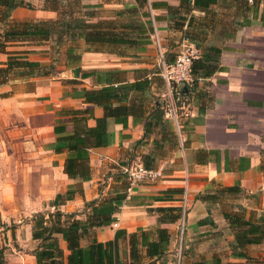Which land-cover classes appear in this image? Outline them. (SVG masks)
I'll list each match as a JSON object with an SVG mask.
<instances>
[{
  "label": "crops",
  "instance_id": "1",
  "mask_svg": "<svg viewBox=\"0 0 264 264\" xmlns=\"http://www.w3.org/2000/svg\"><path fill=\"white\" fill-rule=\"evenodd\" d=\"M23 1L33 8L15 7L7 22L55 20L58 16V11L47 7L44 0ZM80 2L86 6L84 9L110 10L109 16L99 20L114 19L115 10L135 5V0ZM162 2L167 6L144 8L149 16L140 20L150 21L152 31L144 50L129 56L88 49L80 42L82 50L75 49L80 60L70 62L66 51L71 44L52 42L54 37L16 38L6 41L0 49V68L6 67L9 56L16 54L19 59L39 62L46 69L28 73L24 67H15L0 83V224L4 225L0 226V264H36L33 249L37 241L32 237L31 218L42 210L44 202L75 184L74 197L59 209L81 220L93 219L92 206L124 192L119 169L130 162L142 164L144 159L162 168L161 178L139 183L122 201L113 202L110 223L94 226L90 238L106 242L117 237L118 256L125 263L130 261L135 243V264H177L181 217L173 222L159 221L156 208L180 207L181 192L165 191L183 188L187 174L188 209L179 264H264V240L247 244L245 256H239V249L233 246L236 228L223 215L239 213L259 222L264 214V5L217 0L205 13L181 0ZM88 14L89 21H96L93 12ZM175 14L186 18L182 27L174 24ZM190 16L194 19L188 24ZM7 27L0 21V34ZM184 31L197 34L199 54L210 45L219 47L221 53L218 69L209 78L200 79L198 87L186 98L184 109L179 108L183 109L185 139L181 148L177 137L171 142L169 134L164 135L165 126L146 118L153 105L166 109L170 100L166 101L165 96L171 93V86L159 71L150 69L154 64L143 57L134 58L153 47L152 36L157 32L164 50H168V58L173 59L172 50L165 43L172 40L181 46L186 42L181 38ZM211 37L217 41L211 42ZM59 55L61 61L53 69ZM114 68L125 71L122 80H149L142 115L129 116L125 126L107 118L111 141L89 150V179L70 178L64 172L68 153H57L52 148L60 134L54 128L62 129L65 124L62 134L71 133L76 118L72 110L76 109H87L86 125L95 126V118L103 115V109L86 102L82 91L105 84L103 76L94 72ZM200 92L207 94L202 96ZM166 117L174 126L172 117ZM144 127L149 128L147 134ZM233 185L240 191L217 202L197 197ZM160 229L165 230L168 244L160 255H148L145 244L158 240ZM58 240L66 255L65 241L60 235Z\"/></svg>",
  "mask_w": 264,
  "mask_h": 264
},
{
  "label": "trees",
  "instance_id": "2",
  "mask_svg": "<svg viewBox=\"0 0 264 264\" xmlns=\"http://www.w3.org/2000/svg\"><path fill=\"white\" fill-rule=\"evenodd\" d=\"M77 0H44L47 7H51L58 11L55 20H37L23 22H7L10 12L17 6L33 8V5L23 0H0V21L8 26L0 34V49L5 47V42L16 38H35L40 40H48L52 37L64 41L71 45L66 51V60L70 62H78L80 53L75 49L76 42L81 40L88 49L93 50H109L122 56H129L131 53L143 51V45L148 43V34L152 31L151 22L142 21L141 17L149 16V12L144 10L145 7L167 6L163 0H135V5L126 6L122 9L115 10L114 19H104L97 21H89L88 13H82L81 10L75 11L71 8L73 2ZM185 5H193L202 9L205 13H209V8L217 0H181ZM245 2V0H242ZM246 3V2H245ZM81 7H86L81 5ZM185 17L178 14L174 15V24L182 27ZM194 16H190L188 24L191 23ZM197 34L195 32H183L182 39H187L194 43L199 51L197 42ZM60 41V40H59ZM221 49L216 46H207L202 50L198 57L192 60L193 83L187 88L184 95L174 89L175 105L178 113L179 108L186 98L189 97L191 91H195L198 87L200 79L209 78L217 69ZM172 60V59H168ZM15 67H24L28 69V73L45 72V68L35 61L19 59L16 54L9 56L6 67L0 68V83L8 78L10 70ZM124 70L109 69L94 72L103 76L105 84L96 89L82 91V97L86 102L93 103L102 107L103 115L95 118V126L88 127L86 125V117L84 114L87 109L72 110L74 113V128L71 133L65 132V124L60 129L55 126L56 136L53 145L55 152L66 151L68 153L64 172L68 177L73 179H89V166L87 160L89 150L93 147L109 145L111 134L107 131V118L111 117L116 123L123 126L127 124L129 116L142 115L143 105L146 101V92L149 91L150 85L147 78H138L132 82L121 79ZM139 92L138 95H133ZM202 96L206 92H200ZM164 106L153 105L148 113V121L154 120V124H160L166 127L162 129L164 135L169 134L173 141L175 134L174 128L166 118ZM180 122L183 123L180 116ZM164 127V128H165ZM149 132V128L144 127V134ZM165 139V138H164ZM178 140V139H177ZM185 143V142H184ZM142 165L146 168H155L150 159L142 160ZM124 168L119 169L120 177L123 179L124 192L110 198L108 202H101L91 208L92 214L90 219L81 220L73 214L65 213L59 209V206L67 200L74 197L77 191L76 185H68L64 193H57L51 202L54 211L47 213L38 212L32 219V237L37 241L33 254L36 258V264H135L137 260L136 245L133 243V251L131 259L125 263L119 259L117 237L114 240L100 242L95 238H90L92 228L97 225L110 223L111 214L115 206L113 202L118 203L126 197L128 181ZM181 189H170L165 192H181ZM240 188L236 185L221 186L213 191H206L197 197L217 202L218 199L228 196L229 194L238 193ZM93 204V203H92ZM156 211L160 213L159 221L173 222L181 217V209L176 206L157 207ZM224 217L228 220L231 227L236 228L235 240L233 246L239 249L238 255L245 256L244 248L247 244L261 243L264 240V214L259 217V222H252L245 219L239 213H224ZM158 240L146 242L148 255H160L168 244V236L164 229H160ZM66 243L65 255L63 248L59 244L58 236ZM133 237V235H132ZM85 241V244L83 243ZM142 243L144 241L142 240ZM2 254L0 252V262H2Z\"/></svg>",
  "mask_w": 264,
  "mask_h": 264
},
{
  "label": "built area",
  "instance_id": "3",
  "mask_svg": "<svg viewBox=\"0 0 264 264\" xmlns=\"http://www.w3.org/2000/svg\"><path fill=\"white\" fill-rule=\"evenodd\" d=\"M248 5H258L262 6L264 0H245ZM154 35L156 33L154 32ZM157 65L159 72L163 79L167 82L169 86L180 85L181 87L186 85L187 88L193 83V74H192V60L199 55L198 49L195 47L194 43L186 39V42H183L181 48L177 52L176 56L170 61L167 59L165 52L162 50L161 46L157 43ZM185 102L182 103L181 108L184 109ZM166 115H170L173 120L174 130L177 135L178 144L182 148L184 145V137L182 134V124L180 122V116L178 114L177 107L174 102L168 103L166 106ZM184 115H187V112L184 111ZM126 172V178L128 181L127 192L131 191L134 186L142 182H153L161 178L162 168H146L142 164H135L128 168H124ZM181 193V223H180V235L178 239V251H177V264H179L180 253L183 247V231H184V216L188 209V175L184 177V187L182 188Z\"/></svg>",
  "mask_w": 264,
  "mask_h": 264
},
{
  "label": "rangeland",
  "instance_id": "4",
  "mask_svg": "<svg viewBox=\"0 0 264 264\" xmlns=\"http://www.w3.org/2000/svg\"><path fill=\"white\" fill-rule=\"evenodd\" d=\"M72 1H74V0H72ZM81 2H80V0H77L76 2H73L72 3V5H71V8H73L75 11H77V10H81V12L82 13H90V12H93L95 15H94V17H93V20H99V18L101 17V18H103V17H105V16H109L110 15V10H106V9H96V10H90V9H84V7H81ZM264 5V4H263ZM262 5V6H263ZM97 6H100V5H96V7ZM141 19V18H140ZM155 33H157V32H155ZM213 35V34H212ZM153 47H151L149 50H148V52H144V53H141L139 56H137V57H135L134 59H137V58H139V57H143L142 59H144V61H146V62H150L151 64H154V66H152V67H150V69L152 70V71H159V68H158V65H157V50H158V47H157V43L161 46V48H162V50L165 52V54H166V57H167V59H169L168 58V56H167V52H168V50L166 49V50H164V48H163V44H162V42H161V38L160 37H158L157 36V34L156 35H154L153 34ZM55 40H57L58 42H59V44L61 45L62 43H64L65 41H64V38H62V39H59V38H56V37H54L53 39H51V41L53 42H55ZM60 40V41H59ZM217 40L214 38V37H211V42H216ZM80 42H82L81 40H79L78 42H76L75 44H76V47L77 48H79V50H82V48H83V44H81ZM66 43V42H65ZM165 44H167V46H170V48H171V53L170 54H172L173 55V58L176 56V54H177V52L179 51V49L181 48V46H180V44L179 43H174L172 40H170V41H168V42H166ZM165 46V45H164ZM178 46V47H177ZM60 55H59V57H58V60H56V64H55V66L53 65V66H51L53 69L57 66V65H59V61H61L60 59ZM151 60V61H150ZM47 68H48V66H47ZM44 70H46V69H44ZM180 87V88H179ZM179 89H181V90H179ZM176 91H178L181 95H184L182 92H183V86L181 87L180 85H176ZM174 93H175V91H174V89H172V87H171V93H169V96L168 95H166L165 96V98H166V101H169V103H171V101L172 102H174L175 103V97H174ZM172 99V100H171ZM186 105V104H185ZM181 112L180 113H178L179 115H181V113H182V111H183V109H181L180 110ZM166 112V111H165ZM178 112V111H177ZM166 116V115H165ZM167 119H169V117H166ZM172 122V121H171ZM172 128H174V126L172 125ZM175 131V130H174ZM175 134H176V132H175ZM133 165H135V163L134 162H130V164L128 165V167H130V166H133ZM51 202H52V200L51 201H49V202H44V205H43V208H42V210L41 211H39L40 213H47V212H50V211H54V208L51 206ZM37 214V213H36ZM35 214H33V216H34ZM33 216H32V218H31V220L33 219ZM0 226H4V225H1L0 224ZM10 226V225H9ZM182 243H183V245H184V237H183V241H182ZM3 249V248H2ZM2 249H0V252L2 253ZM177 256V255H176Z\"/></svg>",
  "mask_w": 264,
  "mask_h": 264
},
{
  "label": "water",
  "instance_id": "5",
  "mask_svg": "<svg viewBox=\"0 0 264 264\" xmlns=\"http://www.w3.org/2000/svg\"><path fill=\"white\" fill-rule=\"evenodd\" d=\"M186 90H187V86L184 85V86H183V92H182V93H183V94L186 93Z\"/></svg>",
  "mask_w": 264,
  "mask_h": 264
}]
</instances>
